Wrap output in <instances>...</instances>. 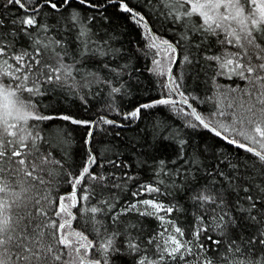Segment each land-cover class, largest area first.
<instances>
[{
    "label": "snow or ice",
    "instance_id": "1",
    "mask_svg": "<svg viewBox=\"0 0 264 264\" xmlns=\"http://www.w3.org/2000/svg\"><path fill=\"white\" fill-rule=\"evenodd\" d=\"M110 7L141 30L143 47L124 49ZM139 8L0 0V264H264V0H144ZM150 16L170 25L171 39ZM137 53L153 57L145 69L159 98L121 111L115 100L131 101L141 87ZM186 78L212 94L213 110L193 107ZM60 96L78 99L85 114L91 99L100 107L78 118L56 106ZM160 106L181 124L140 127ZM69 125L84 132L74 164ZM129 125L123 149L106 139ZM182 128L207 130L254 159L233 163Z\"/></svg>",
    "mask_w": 264,
    "mask_h": 264
},
{
    "label": "trees",
    "instance_id": "2",
    "mask_svg": "<svg viewBox=\"0 0 264 264\" xmlns=\"http://www.w3.org/2000/svg\"><path fill=\"white\" fill-rule=\"evenodd\" d=\"M143 3L144 0H132V6L137 7V10H142L139 8V5ZM149 11H151V9H149ZM108 14L113 17L114 21L117 24L122 26L120 28V31L123 33L121 42L126 51L129 49H135L138 43L140 44V47H143V42L140 35L141 30L138 29L134 23L129 21L125 14L119 13L116 8L111 7L108 9ZM149 20L150 22L155 21V23L153 24V30L157 31L158 35H161L167 39L172 38V32L168 30L170 25L165 23L162 18L157 19L155 16H150ZM117 46L119 47V45ZM137 56H139V58H137ZM137 56L132 57V64L135 68L140 70L139 80L141 83V87L139 93L135 95V97L131 101L128 98H125L123 100L117 98L115 100L114 107L118 106L121 111L130 110V107L133 106L137 101L144 102L148 98H159L160 88L155 82L156 78L153 77L152 74L148 73L145 69V66L151 67V60L153 57L149 56L147 57V59H145L140 53H137ZM181 71L182 69L179 66L174 67V75H179ZM163 79L164 78H161V80ZM221 83L226 84L227 81L222 80ZM185 88L187 92L198 97L196 101H190V103H192L193 107H196L199 112L207 114L210 110H213L215 101L208 99V96H211L212 94H206L203 84L195 86L193 85L191 80L186 78ZM50 99L51 97L44 98L43 105H47ZM56 106L61 109H68L73 113H78V118H94L96 110L100 107V104H98L95 99H91L89 101V108L91 110L85 114L78 99H64L63 96H60V99L57 102ZM149 111L151 112V115L145 116L144 120L139 122L140 127H143L145 122H151L152 119H159L165 121L166 123H173L177 125L181 124V118L177 117L173 112L169 111V108L167 106H160L158 109ZM109 118L117 120L120 119L114 114L110 115ZM68 130L72 132L73 136V142L68 148V151L72 154L73 158L69 160V163L74 164L79 160V141L84 132L77 126L72 125L68 126ZM134 130L135 129L132 125H129L127 130L110 129L111 134L107 136L106 139L111 140L114 144L119 145L120 148L123 149V141L125 137H131ZM116 131H120L122 133L120 137L115 136ZM182 132L184 133V138L190 139L192 143H200L202 145L208 146L209 152L224 151L233 163L237 161H247L251 163V160L254 159L251 157V154L244 152L242 149H236L235 147H222V142L218 138L213 137V135L207 132V130H193L182 128ZM59 151L60 150L57 149V152ZM159 151L161 155H171L173 149L171 147L166 148L164 146H161ZM57 158H59V155H57ZM207 159L209 161H212L214 157L212 155H209ZM221 159H223V157H221ZM222 168L225 171L228 170L226 164L222 165ZM147 179L148 177L145 176V180ZM62 191H70V188L65 186L62 188ZM181 219L183 220L184 217H181ZM148 223L151 224L153 222L149 221Z\"/></svg>",
    "mask_w": 264,
    "mask_h": 264
},
{
    "label": "water",
    "instance_id": "3",
    "mask_svg": "<svg viewBox=\"0 0 264 264\" xmlns=\"http://www.w3.org/2000/svg\"><path fill=\"white\" fill-rule=\"evenodd\" d=\"M173 67H175V66H173Z\"/></svg>",
    "mask_w": 264,
    "mask_h": 264
}]
</instances>
